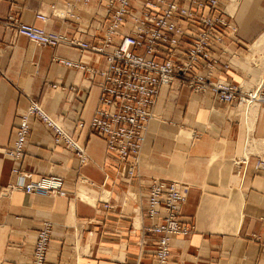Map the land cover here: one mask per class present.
Instances as JSON below:
<instances>
[{
    "label": "crops",
    "instance_id": "obj_1",
    "mask_svg": "<svg viewBox=\"0 0 264 264\" xmlns=\"http://www.w3.org/2000/svg\"><path fill=\"white\" fill-rule=\"evenodd\" d=\"M108 0L78 4L73 17L52 14L58 0H0V264H30L37 231L43 222L52 224V240L46 264H153L156 235L150 225L145 190L140 180L178 181L189 186L182 214L193 222L188 237L171 240L168 264H264V171L256 172V155L264 158V107L250 126L235 106L216 101L211 94H194L173 84L161 90L153 110L135 174L128 176L107 155L105 138L77 125L88 122L99 106L98 76L56 62V58L79 60L81 52L66 46H39L18 35L5 23L14 16L27 24L100 44L108 27ZM228 7L231 0H221ZM48 16L43 22L37 14ZM234 21L238 33L225 37L230 58L220 48L212 50L216 63L213 77L241 84L253 81L260 69L239 60L264 33V0H240ZM241 63H235L236 60ZM90 67L104 69V57L83 58ZM206 60L199 69L207 71ZM234 64V65H233ZM242 68V69H241ZM250 68H256L251 71ZM254 83V82H253ZM37 100L52 117L86 146L90 160L55 146L52 129L30 119L31 134L25 153L16 161L3 153L12 136L18 114ZM253 131L250 165L244 180L232 162L244 155L248 128ZM19 167L41 176L62 175L64 194H28L1 191L16 182ZM85 178L87 182H82ZM93 198V199H92Z\"/></svg>",
    "mask_w": 264,
    "mask_h": 264
},
{
    "label": "built area",
    "instance_id": "obj_2",
    "mask_svg": "<svg viewBox=\"0 0 264 264\" xmlns=\"http://www.w3.org/2000/svg\"><path fill=\"white\" fill-rule=\"evenodd\" d=\"M91 1L58 0L51 6L52 14L73 17L78 4ZM226 9L221 0H108L105 7L108 27L100 44L27 24L14 16H8L4 21L15 33L39 46H66L81 52L79 60L55 59L67 68L100 78L99 106L88 122L82 120L77 127L80 133L87 128L103 136L107 155L122 165L130 177L139 166L145 135L163 88L178 84L194 94H211L216 101L237 107L248 126L264 107V79L257 87L246 88L243 83L234 84L213 77L216 60L212 50L220 48L221 54L230 58L226 68L236 56L228 49L225 37L233 40L238 26ZM36 18L48 21L44 14L39 13ZM100 57L106 59L104 69L90 67L83 60ZM202 60L207 61V71L199 69ZM32 117L52 129L55 146L73 152L80 162L90 160L80 136L67 129L61 120L50 116L35 99H30L29 107L18 114L11 141L3 149L7 157L16 161L22 159L32 131ZM253 142V131L249 127L244 155L232 162L234 174L240 180L247 175ZM253 168L257 173L263 172L264 158L256 155ZM13 174L17 181L2 189L3 196L15 190L28 194H64L65 178L62 175L32 180V174L19 167L13 169ZM81 181L87 182L85 178ZM139 183L145 190L146 215L151 220L144 230L157 236L153 264H168L172 238L188 237L194 231L193 222L182 214L189 186L159 178L140 180ZM51 240L52 224L45 221L37 231L30 264H46Z\"/></svg>",
    "mask_w": 264,
    "mask_h": 264
},
{
    "label": "bare ground",
    "instance_id": "obj_3",
    "mask_svg": "<svg viewBox=\"0 0 264 264\" xmlns=\"http://www.w3.org/2000/svg\"><path fill=\"white\" fill-rule=\"evenodd\" d=\"M236 1L237 0H234V5H233L234 7H233L232 13L236 9V6H237ZM230 15L233 16V14H230ZM246 58H247L246 59L247 63L254 65L255 67L257 66L256 63L258 60L262 61L260 64H261V66H263V69H264V33L260 36V38L254 44H252V46L250 47V54ZM235 63H241V61H238V59H237ZM259 69H261V67H259ZM263 72H264V70H263ZM263 79H264V76L262 77V79L260 80L258 85L261 84ZM244 86L248 88V86H246V85H244ZM257 86H255V87H257Z\"/></svg>",
    "mask_w": 264,
    "mask_h": 264
},
{
    "label": "rangeland",
    "instance_id": "obj_4",
    "mask_svg": "<svg viewBox=\"0 0 264 264\" xmlns=\"http://www.w3.org/2000/svg\"><path fill=\"white\" fill-rule=\"evenodd\" d=\"M239 1L240 0H237L236 1V4H237V6H236V10H237V8H238V6H239ZM238 2V3H237ZM231 4H229L228 5V7H227V12L228 13H232V11H233V5H234V0H231V2H230ZM233 16H235V14L233 15ZM250 53H249V48L248 47H246V50L243 52V54H241L240 56L239 55H237L238 56V59L239 60H244V58H245V56L247 55H249ZM235 58H237V57H235ZM234 59V58H233ZM247 59V58H246ZM262 61H260V60H258L257 61V63H256V67H261V69H260V74H259V77H260V75L262 76L263 75V66H261V63ZM234 65V64H233ZM242 69V68H241ZM256 68H250V70L251 71H253V70H255ZM243 71H244V73H245V75H247L248 76V78L245 80V82H243V84L244 85H246V86H248V88H253V87H255V86H257V83H258V81H253V76L251 75V73H250V71L249 70H247V68H246V70L245 69H242ZM254 82V83H253ZM245 87V86H244ZM247 88V87H246Z\"/></svg>",
    "mask_w": 264,
    "mask_h": 264
}]
</instances>
